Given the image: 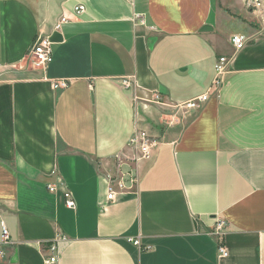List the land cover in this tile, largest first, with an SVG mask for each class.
I'll return each mask as SVG.
<instances>
[{"label":"crops","instance_id":"crops-1","mask_svg":"<svg viewBox=\"0 0 264 264\" xmlns=\"http://www.w3.org/2000/svg\"><path fill=\"white\" fill-rule=\"evenodd\" d=\"M240 2L253 5L0 0V264H264V35ZM54 31L51 62L33 67L35 39ZM135 132L158 143L148 160ZM118 171L137 185L107 202Z\"/></svg>","mask_w":264,"mask_h":264},{"label":"built area","instance_id":"built-area-1","mask_svg":"<svg viewBox=\"0 0 264 264\" xmlns=\"http://www.w3.org/2000/svg\"><path fill=\"white\" fill-rule=\"evenodd\" d=\"M253 2V0H252ZM259 4V3H257ZM74 15H80L85 11V7L83 5H77L73 9ZM139 24H143V21L140 17H136ZM67 21L66 18L62 17L59 23H64ZM49 36H38L30 50V57H31V65L33 67H45L47 66L52 60V51H51V44L49 42ZM232 45L235 48V51L239 50L245 41L243 40L242 36H233L231 39ZM227 70V61L225 58H219L217 63L215 64V79L213 81V87L219 86L221 83V78ZM126 88L131 87V83L128 81H123L122 83ZM67 86V82L64 80L58 81L54 84L55 89H63ZM208 100V94H205L198 98L195 101L189 102L185 104L186 109L189 110H199L202 107V104ZM154 104H160L159 98L156 97L154 99ZM130 145L136 150L135 160H148L151 157V154L156 148L158 147V143L151 138H149L144 132H135L130 140ZM60 186H63L61 180H58ZM106 201L107 202H115L116 195L126 194L128 192H132L136 185H137V178L135 175L130 174L129 172H122L118 171V174L114 177H107L106 178ZM47 190L50 193H54L56 188L52 185L47 186ZM65 207L69 209L74 208L73 199L70 198L68 195H65ZM0 228H1V238L3 244H9L10 237L8 230L4 224V222L0 218ZM225 228V222L218 221L212 232L211 235L217 239V251L220 258L226 257L228 255V251L223 243V231ZM133 245L141 247L138 240H130ZM50 252L57 251L56 244L52 243L49 246ZM58 261V257L56 255L51 256L47 259L46 263L48 264H56Z\"/></svg>","mask_w":264,"mask_h":264},{"label":"rangeland","instance_id":"rangeland-1","mask_svg":"<svg viewBox=\"0 0 264 264\" xmlns=\"http://www.w3.org/2000/svg\"><path fill=\"white\" fill-rule=\"evenodd\" d=\"M240 5L246 10V12H249L250 8L253 10V17H250L252 19L250 25L252 26L249 25V30L253 31V34L260 33L264 35V0H253V5L249 8H247L243 2H240Z\"/></svg>","mask_w":264,"mask_h":264},{"label":"water","instance_id":"water-1","mask_svg":"<svg viewBox=\"0 0 264 264\" xmlns=\"http://www.w3.org/2000/svg\"><path fill=\"white\" fill-rule=\"evenodd\" d=\"M209 30H211V28L210 27H208V26H204L202 29H201V32H207V31H209ZM49 42L50 43H52V44H56V43H59V42H61V36H60V34L58 33V32H56V31H54V32H52L50 35H49Z\"/></svg>","mask_w":264,"mask_h":264}]
</instances>
